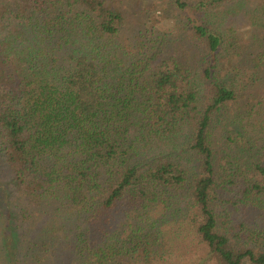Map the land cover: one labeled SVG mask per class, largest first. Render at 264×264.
I'll list each match as a JSON object with an SVG mask.
<instances>
[{"label": "trees", "instance_id": "trees-1", "mask_svg": "<svg viewBox=\"0 0 264 264\" xmlns=\"http://www.w3.org/2000/svg\"><path fill=\"white\" fill-rule=\"evenodd\" d=\"M142 1L0 0V264H264V0Z\"/></svg>", "mask_w": 264, "mask_h": 264}, {"label": "rangeland", "instance_id": "rangeland-1", "mask_svg": "<svg viewBox=\"0 0 264 264\" xmlns=\"http://www.w3.org/2000/svg\"><path fill=\"white\" fill-rule=\"evenodd\" d=\"M150 4L147 5L145 2L142 1L141 6L138 5L137 9L133 10L132 19H138L141 17L144 23H151L156 28H158L161 32L174 34L177 31V16L178 14L174 10V2L173 0H148ZM148 6V11L140 13V8ZM149 13L151 19H149ZM159 13V14H158ZM193 259L192 261H194ZM196 263V260L194 261Z\"/></svg>", "mask_w": 264, "mask_h": 264}, {"label": "clouds", "instance_id": "clouds-1", "mask_svg": "<svg viewBox=\"0 0 264 264\" xmlns=\"http://www.w3.org/2000/svg\"><path fill=\"white\" fill-rule=\"evenodd\" d=\"M159 14V13H158Z\"/></svg>", "mask_w": 264, "mask_h": 264}]
</instances>
